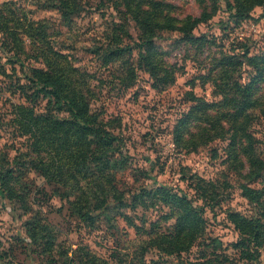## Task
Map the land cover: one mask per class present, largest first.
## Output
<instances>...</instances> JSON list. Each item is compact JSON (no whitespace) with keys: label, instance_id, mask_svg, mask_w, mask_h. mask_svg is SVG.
I'll return each instance as SVG.
<instances>
[{"label":"rangeland","instance_id":"1","mask_svg":"<svg viewBox=\"0 0 264 264\" xmlns=\"http://www.w3.org/2000/svg\"><path fill=\"white\" fill-rule=\"evenodd\" d=\"M5 1L15 2V6L23 8L32 20L44 19L54 45L67 53L75 67L89 74L90 108L113 125L108 128L120 138L121 151L126 157L124 165L117 166L113 181L118 187L121 204L109 197L100 214L93 215L92 222L78 218L68 198L62 196L63 190L54 191L38 172L24 166L20 153L25 151V139L19 137L21 134L13 121L15 106L24 104L36 113L45 110L46 98L40 94L33 100L35 85L27 79L32 67L42 65L33 59L34 56L24 54L20 56L22 66L19 62L11 63L15 51L7 44L11 40L0 31V165L7 162L19 172L27 185L32 210L41 212L53 237V249L43 251L29 237L24 225L31 214H24L16 203L0 197V251L4 253V263L75 264L71 260H75L82 247L103 257L121 253L122 264H141L134 252L137 236L128 222L148 227V222L158 220L167 207L152 196L133 200V195L164 185L174 192L182 191L188 197H196L201 192L195 190L193 183L199 176L209 182L205 184L207 200H199L201 204L205 203L202 212L205 230L188 256L205 255L211 258V264H264V227L259 229L260 242L236 247L234 243L245 236L229 219L230 213H236L243 218H259L264 223V196L263 205L255 204L241 189L242 183L264 189V172L261 177L248 182L247 177L232 170L226 161V139L218 138L188 151L177 146L172 136L173 125L188 109L191 96L208 100L217 98L211 95L210 86H202L198 79V75L209 68L212 56L221 51L236 49L238 52L242 44L251 53L264 49V20L260 18L263 8L255 6L249 17L236 20L229 14L226 2L216 0V10L210 20L193 30L197 36L207 34L213 38L211 44L174 48L171 42L178 34L163 33L156 42L167 53L163 56L164 61L175 65L177 74L172 86L155 89L150 75L137 67L134 52L130 61L134 68L131 79L121 61L103 64L99 54L109 43L107 33L117 18L113 4L107 0H77L79 11L72 15L69 27L64 25L54 6L43 7V3L47 5L53 0H0V4ZM170 2L176 5L173 12L176 11L179 17L199 15L204 7L208 5L209 9L210 6L208 0ZM130 32L133 38L123 40V45L134 42L136 32L132 23ZM22 37L28 53L34 55L28 39ZM248 69H243L244 75ZM31 85L33 87H29ZM25 94L29 95L28 99ZM253 131L262 159L264 118L255 121ZM241 161V173L247 172L248 162L242 156ZM171 222L172 219L163 225ZM144 261L145 264H173L174 258L150 249Z\"/></svg>","mask_w":264,"mask_h":264},{"label":"trees","instance_id":"2","mask_svg":"<svg viewBox=\"0 0 264 264\" xmlns=\"http://www.w3.org/2000/svg\"><path fill=\"white\" fill-rule=\"evenodd\" d=\"M107 1L113 4L117 18L107 33L109 43L99 56L103 64L121 61L131 75L130 79L134 76L133 63H130L134 52L137 67L150 75L153 88L166 89L174 84L177 69L164 61L163 56L167 53L156 42L163 33L178 34L171 42L174 48L212 43L213 38L209 35L197 36L193 30L198 24L210 20L216 10V0H208L209 9L207 5L199 15L182 17L173 12L177 7L170 0ZM224 1L229 14L236 20L249 17L255 6L263 8L260 18L264 20V0ZM15 4L13 1L0 4V31L7 40H11L7 44L15 51L10 58L11 63L19 62L22 66L20 56L24 54L34 56L33 59L42 65L40 68L32 67L27 79L35 85L33 100L40 94L46 98V108L39 113L24 104L15 106L13 121L21 134L19 137L25 139V151L20 153L21 162L38 172L54 191L63 190L62 196L68 198L81 221L92 222L93 215L100 214L109 197L117 204L122 202L118 187L113 183L115 170L118 165H124L126 157L121 151L120 138L108 128L111 124L90 108L89 74L75 67L67 53L54 45L44 19H30L26 11ZM53 6L67 27L71 24L72 15L79 11L77 0L43 3L46 8ZM131 23L136 32L134 42L123 45V40L133 38ZM22 36L28 39L34 55L28 53ZM238 48V52L236 49L221 51L211 57L209 68L200 73L198 79L202 86L208 84L211 95L217 98L208 100L191 96L188 109L173 125L172 136L177 146L188 151L218 138L228 140L226 161L232 170L251 182L264 172V158H260L253 131L255 121L264 118V49L251 53L244 44ZM245 67L249 68L245 71L247 75L243 73ZM241 156L248 162V171L244 173H241ZM207 183L196 177L193 186L201 192L196 197H188L182 191L174 192L164 185L133 195V200L152 196L167 207L158 220L148 222V227L128 222L137 236L134 252L141 264H145L144 257L150 249L173 257V264H211V258L205 255L188 256L204 235L202 212L205 203L201 204L199 200H207ZM241 189L249 201L263 205L264 189H256L248 183H242ZM28 194L19 172L3 161L0 165V197L16 203L24 214H31L24 223L29 237L43 251L50 252L53 237L49 226L43 222L40 211L32 210ZM170 219L172 222L164 226ZM229 219L245 236L234 246L243 248L252 241L260 242L259 229L264 227L261 219L243 218L236 213H230ZM120 255L112 253L103 257L81 247L75 260L71 261L75 264H122ZM0 264H5L1 251Z\"/></svg>","mask_w":264,"mask_h":264}]
</instances>
